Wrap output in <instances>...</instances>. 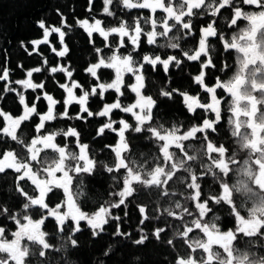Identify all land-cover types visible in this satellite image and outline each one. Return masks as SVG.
I'll use <instances>...</instances> for the list:
<instances>
[{"label": "snow or ice", "instance_id": "1", "mask_svg": "<svg viewBox=\"0 0 264 264\" xmlns=\"http://www.w3.org/2000/svg\"><path fill=\"white\" fill-rule=\"evenodd\" d=\"M102 4V13L115 23L108 25L94 15L91 23L88 18L73 22L71 13L66 16L57 8L60 26L39 19L42 39L19 43L31 56L29 44L36 51L58 34L61 48L51 51L70 59L69 32L87 33L94 53L86 68L95 78L92 83L77 82L70 67H50V75L60 73L71 81L58 84L66 93L62 111L57 108L61 101L49 94L46 84L34 82V73L47 69V58L44 68L26 70V78L12 79L10 67L0 65V180L12 177L0 191V264H75L63 254L70 247L79 248L82 222L93 238L115 223L112 235L126 237L138 249L155 241L173 254L170 261L158 264H264V0H102ZM93 8L94 0H87L85 11L91 14ZM94 34L103 38L102 47ZM7 52V47L0 49V56L10 64ZM193 64L196 74L185 76ZM17 67L25 71L23 64ZM161 68L165 74L176 69L180 79L194 82L195 93L180 84L172 87L174 80L164 87L148 78ZM101 69L114 70V79L101 82ZM153 86L155 97L148 94ZM27 90L31 94L26 98ZM108 90L117 94L115 102L90 110V98L104 101ZM177 96L191 114L183 121L159 110L160 101L176 104ZM73 104L78 111H69ZM116 111L128 114L131 122L114 118ZM93 117L107 118L94 130L93 143L109 140L99 151L83 142L81 125L53 130L51 123H90ZM137 140L151 145L148 153L139 150ZM95 175L109 181V198L86 191L87 178ZM173 184L181 191H172ZM146 191L155 192L162 203L158 214L151 215L149 206L135 205L139 228L133 239L134 233L121 225L132 200ZM173 197L174 207H164L163 201ZM89 200L96 205L91 212L82 207ZM114 210H122L123 216ZM165 216L181 222L175 239L167 238L166 226L146 230L148 223L160 224ZM50 218L51 232L45 230ZM176 240L186 255H179ZM133 260L147 264L143 255Z\"/></svg>", "mask_w": 264, "mask_h": 264}, {"label": "trees", "instance_id": "2", "mask_svg": "<svg viewBox=\"0 0 264 264\" xmlns=\"http://www.w3.org/2000/svg\"><path fill=\"white\" fill-rule=\"evenodd\" d=\"M71 6L69 8L68 6ZM87 6V0H0V49L5 47L8 48V52L5 53V56L10 58V64L4 62V57L0 56V65L10 67L13 72L12 79L26 78V70H31L33 67H42L43 60L47 58L49 60V65L47 69L42 71V73H34V82H44L46 84V90L49 94L53 95L55 99L60 100L61 103L57 105L59 110H63L62 100L66 98V93L58 87L59 83H71L70 80L63 74H49L51 66H66L71 69H75L73 72V78L81 83H92L95 78H91L86 72V68L90 65V62L93 61L94 53L92 52L91 45L87 43L88 37L87 33L83 29H77L76 31L69 32V35L72 37V42L69 44L71 49L70 59L59 58L51 51L53 47H56L57 50H60L61 46L58 42V34H53L56 39H53V36L49 38L48 45H41L36 51H33L32 46L28 45V51L32 52V55L29 56L23 49L19 47L20 41H25L26 43L31 39L41 38L42 39V30L38 29L37 21L39 19H45L48 26H60V18L56 15L55 9L60 8V10L67 16L71 13V19L74 22L78 19L88 18L90 22H93L90 19L91 15H94L96 18L103 20L106 24L111 25L115 23L112 18L106 17L102 13V0H94V8L91 14L85 11ZM135 14V13H133ZM123 16V13L120 14ZM243 26V22L242 25ZM94 37L97 42V46H103V38L99 37L98 34H94ZM111 39V38H110ZM7 42V43H6ZM67 42V37H66ZM163 43V40H160ZM144 51L146 53L150 52V46L145 44ZM170 54L173 53V50L169 49ZM105 53H108V50L105 49ZM235 55L232 57L234 62ZM18 64L24 65V72L17 67ZM188 72H191L194 76L196 74V67L194 64L188 67L185 70V76ZM98 73L101 74V82H111L113 79V71L109 69L98 70ZM181 74L176 69H171L169 74H165L160 69L159 72H150L148 78L157 80L160 85L164 87L169 86V81L174 80L176 84H172V87H176L177 84L183 86V90H188L190 94H194L196 90V85L194 82H190L187 78L180 79ZM127 78V77H126ZM15 86V85H14ZM19 89V86H15ZM39 91V90H38ZM79 94V90H76ZM99 91V90H98ZM156 88L155 86L149 89L148 94H151L155 97ZM31 94V90L25 92L26 98ZM34 95V94H33ZM116 93L114 90H108L105 92V100L101 101L99 97L90 98L89 104L91 105L90 110L98 111L102 110L104 102H115ZM134 96V94H131ZM182 97L177 96V103L172 104L171 101H160L159 110L166 114V116L174 121H183L186 117L191 116V114L186 112V109L183 107ZM133 101L125 100L124 103H130ZM46 101H44V107L46 109ZM8 108L13 107V102L11 99L7 101ZM21 110H22V106ZM72 109L79 110V106L73 104L69 111ZM75 115V113H72ZM114 118L120 119L124 118L131 122V118L128 114L120 113L116 111ZM107 118L93 117L89 118L90 123L78 122L75 120L72 121H53L51 122L55 127L53 130L63 128L66 126H71L75 124L81 125L78 128L79 131L83 133V142L89 143L96 151H99L103 143H108L109 140H97L96 143L92 142L94 130L99 125L101 120H106ZM110 140L115 143L116 136L114 133L109 134ZM135 143L139 146V150L148 153L151 145H146L143 140H137ZM11 174L6 180H0V191H3L4 188L8 187L11 184ZM86 191L89 195L95 196L99 194L103 198L107 199L108 197V184L109 181L102 175H95L88 177L86 180ZM75 190V188L73 189ZM172 191L180 192L181 187L178 184L172 185ZM62 195V193H60ZM83 199V198H82ZM172 200H175V197L170 198L167 201H163L164 207L173 206ZM180 202L184 203L183 197H180ZM11 203V202H9ZM161 199L156 197L155 192L146 191L140 192L135 199L132 200V206L126 209L129 212L127 220H124L121 225L122 230L133 232V239L136 238L135 232L138 230V215L135 205L139 204L141 206H149V214H158V208L161 205ZM84 211L91 212L95 209L96 205L92 200L87 201L82 205ZM179 212V210H176ZM114 214H119L123 216L122 210H114ZM223 215V213H221ZM224 221L228 227L232 226L230 218L224 216ZM53 221L51 218L47 222L46 229L47 231H52ZM81 226L84 228V231L79 235V248H69L68 252L63 255L70 258L71 261H74L75 264H135L133 257L135 255H143L147 261V264H158V261H170L173 254L163 246L158 245L155 241L147 244L146 247H140L131 243V240L122 236H114L112 233L115 230V223L105 226V232L102 233L99 237L93 238L91 236L90 230L85 226V222L81 223ZM166 226L170 230L167 234V238L175 239V233L180 231L181 222L174 220L167 216L164 217L163 221L160 224L155 222L148 223L146 225V230L151 231L154 227ZM11 239V237H9ZM59 237L56 240V247H59L60 244ZM109 245H112V251L109 255L105 256L104 252L109 248ZM176 246L179 251V255H186L184 247L181 246V241L176 240ZM167 253V255H165Z\"/></svg>", "mask_w": 264, "mask_h": 264}, {"label": "rangeland", "instance_id": "3", "mask_svg": "<svg viewBox=\"0 0 264 264\" xmlns=\"http://www.w3.org/2000/svg\"><path fill=\"white\" fill-rule=\"evenodd\" d=\"M91 23V22H90ZM113 71V79H114V76H115V73H114V70H112ZM134 102V101H133Z\"/></svg>", "mask_w": 264, "mask_h": 264}]
</instances>
